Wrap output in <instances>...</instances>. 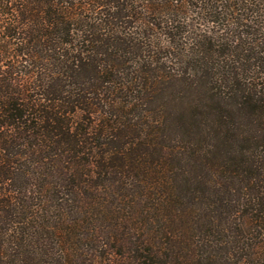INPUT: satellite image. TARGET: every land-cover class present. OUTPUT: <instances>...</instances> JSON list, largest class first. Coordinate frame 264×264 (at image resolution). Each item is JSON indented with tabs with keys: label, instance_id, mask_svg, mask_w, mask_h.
Instances as JSON below:
<instances>
[{
	"label": "trees",
	"instance_id": "obj_1",
	"mask_svg": "<svg viewBox=\"0 0 264 264\" xmlns=\"http://www.w3.org/2000/svg\"><path fill=\"white\" fill-rule=\"evenodd\" d=\"M0 264H264V0H0Z\"/></svg>",
	"mask_w": 264,
	"mask_h": 264
}]
</instances>
